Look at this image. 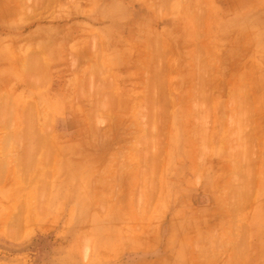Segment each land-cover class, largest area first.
<instances>
[{"label":"rangeland","instance_id":"obj_1","mask_svg":"<svg viewBox=\"0 0 264 264\" xmlns=\"http://www.w3.org/2000/svg\"><path fill=\"white\" fill-rule=\"evenodd\" d=\"M0 264H264V0H0Z\"/></svg>","mask_w":264,"mask_h":264},{"label":"bare ground","instance_id":"obj_2","mask_svg":"<svg viewBox=\"0 0 264 264\" xmlns=\"http://www.w3.org/2000/svg\"><path fill=\"white\" fill-rule=\"evenodd\" d=\"M152 119H153V118H152ZM145 124H146V123H145ZM147 125H148V124H147ZM151 129H152V128H151ZM149 132H150V131H149ZM149 134H150V133H149ZM141 136H142V135H141ZM141 136H140V137H141ZM147 136H148V135H147ZM146 142H147V141H146Z\"/></svg>","mask_w":264,"mask_h":264}]
</instances>
